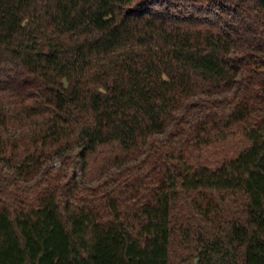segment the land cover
<instances>
[{"label": "trees", "instance_id": "1", "mask_svg": "<svg viewBox=\"0 0 264 264\" xmlns=\"http://www.w3.org/2000/svg\"><path fill=\"white\" fill-rule=\"evenodd\" d=\"M0 264H264V0H0Z\"/></svg>", "mask_w": 264, "mask_h": 264}]
</instances>
